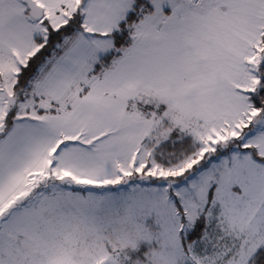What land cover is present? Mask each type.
<instances>
[{"label": "snow or ice", "instance_id": "snow-or-ice-1", "mask_svg": "<svg viewBox=\"0 0 264 264\" xmlns=\"http://www.w3.org/2000/svg\"><path fill=\"white\" fill-rule=\"evenodd\" d=\"M0 264H264V0H0Z\"/></svg>", "mask_w": 264, "mask_h": 264}]
</instances>
